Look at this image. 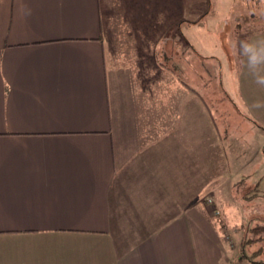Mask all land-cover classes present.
Listing matches in <instances>:
<instances>
[{"label":"crops","instance_id":"0c3cea01","mask_svg":"<svg viewBox=\"0 0 264 264\" xmlns=\"http://www.w3.org/2000/svg\"><path fill=\"white\" fill-rule=\"evenodd\" d=\"M162 4L0 0V264L264 262L241 245L253 222L232 231L220 208L223 188L252 180L236 146L264 160V87L237 48L264 39V15L191 50L192 63L228 54L216 86L181 60L190 22Z\"/></svg>","mask_w":264,"mask_h":264},{"label":"rangeland","instance_id":"374dc122","mask_svg":"<svg viewBox=\"0 0 264 264\" xmlns=\"http://www.w3.org/2000/svg\"><path fill=\"white\" fill-rule=\"evenodd\" d=\"M163 1L170 2L169 4L170 8H168V10L172 12L177 11V9L173 7V5L179 3V5L181 6L180 13L183 14L184 20L186 22H190L188 28L184 30L185 37H183L184 40L183 42L188 44L189 47L186 49L187 50L186 54L181 60H183V62L188 60V63H191L192 65L195 66H197L196 64H199V66L197 67H199L200 71L204 72L202 79L206 83L215 82V85L220 78H222L223 80L228 79V68H229L228 54L227 53L223 54L222 52L220 54V61L217 59L218 55H214L213 57L215 58H207L205 60L202 59L203 61H205L203 63L197 60L194 61V59L192 63L190 60L191 57L189 56V54H191V50L195 48L202 49L204 47L206 49V52L211 53L215 50L216 43H218L217 36L223 31L222 26H224V22L230 23L232 19H234V17L235 18L237 17L238 20L241 22L240 25H243L244 19L241 20L240 19L241 17H247V18L250 17V19H253L258 16L264 15V0H152V3H154V6L159 9L160 7L163 6L162 4ZM248 6L251 7L248 9ZM193 23L195 24L193 25ZM162 51L160 53H162ZM164 53H165V49H164ZM163 54L160 55L162 56ZM233 61H235V59H233ZM201 64L202 65L204 64V66H206L209 72L205 70V67L201 69L202 66ZM187 70L189 71V74L187 75H189V77L195 78L197 71L196 68L193 70L192 66H188ZM176 73L178 72H175V74ZM211 106H213V104H211ZM240 124H241V120H238L237 124L234 125V128L237 131L238 139H241L242 136L240 133L242 131L241 129L243 125ZM246 144H247V139H246ZM249 144H252V141ZM247 148L248 146H244V145L236 146L233 159H235V164L237 165L236 173L238 174L247 173L248 176L252 175V180L250 178H246L247 184L243 183L234 186L233 184H230L229 186L222 189V190L229 189V193L226 191H222V195L224 194L227 197H230L229 199L230 214H228V212L226 211V207L221 206L220 208L223 211L224 218L226 217V227L228 226L232 231H235L236 227H240L243 225L247 226L251 222H253L254 224L252 225L253 228L254 226L257 225V223H260L259 221L261 219V216L264 214V180L260 179L259 181H257L259 179L258 177H261V174L264 175V160L261 163L258 162L260 158L259 159L253 158V165L250 166L249 160L250 158H252L253 154L251 155V152ZM251 181L254 184L251 190L246 191L247 193L246 194L244 193V190L246 187L250 185ZM257 182H263V183H257ZM209 186L210 188H206L205 195H208L209 193L213 192L214 185L212 184ZM249 195L250 196L252 195V199L245 198L248 197ZM232 231H231V236L235 235L236 238L240 237V233L236 234V232L233 233ZM241 233L244 234L243 232ZM226 234H228L227 231ZM244 236H245L244 237L245 241L242 242L241 244L242 247H244L245 243L247 245L248 242L254 239V237L249 232H246ZM258 248H262V250L264 251V241L259 245H255V244L247 245V250H250L252 252L258 250ZM240 254L242 255V257L247 255L245 257L246 259H244L245 260L244 264H251L249 262V260L252 259L250 257L251 254L248 253L243 254V251ZM263 257H264V253L261 255V258ZM255 258L253 260H255Z\"/></svg>","mask_w":264,"mask_h":264},{"label":"clouds","instance_id":"9594fccd","mask_svg":"<svg viewBox=\"0 0 264 264\" xmlns=\"http://www.w3.org/2000/svg\"><path fill=\"white\" fill-rule=\"evenodd\" d=\"M238 54L246 58L242 63L254 77L255 83L264 87V39L240 40ZM253 107L264 108V102H256Z\"/></svg>","mask_w":264,"mask_h":264},{"label":"trees","instance_id":"16d2710c","mask_svg":"<svg viewBox=\"0 0 264 264\" xmlns=\"http://www.w3.org/2000/svg\"><path fill=\"white\" fill-rule=\"evenodd\" d=\"M165 54V55H164ZM163 55H162V60L164 59H166V54H168V52L167 51H165V53H164ZM168 56H169V54H168ZM172 56L173 57H176V55L172 52ZM160 63L164 66V67H166L167 68V66H166V63L165 62H161L160 61ZM205 67V70L206 71H208L207 70V68H206V66H204ZM203 67V68H204ZM172 71H173V69H172ZM209 72V71H208ZM251 232V235L254 237V239L253 240H251L250 242H248V244L249 243H253V244H255V243H262L263 241H264V226H259V225H256V226H254L251 230H250ZM244 245H246V243L244 244ZM259 251V250H258ZM258 251H256L257 253H258ZM257 253H254V254H257ZM249 262L251 263V264H264V262L263 261H255V260H253V259H250L249 260Z\"/></svg>","mask_w":264,"mask_h":264},{"label":"built area","instance_id":"2783aa9c","mask_svg":"<svg viewBox=\"0 0 264 264\" xmlns=\"http://www.w3.org/2000/svg\"><path fill=\"white\" fill-rule=\"evenodd\" d=\"M208 203H210V204H211V203H212V200H211V199H209V200H208ZM215 214H216V215H218V213H215Z\"/></svg>","mask_w":264,"mask_h":264}]
</instances>
